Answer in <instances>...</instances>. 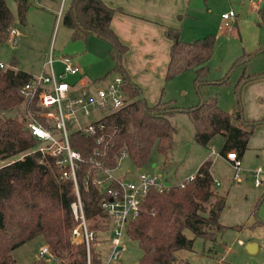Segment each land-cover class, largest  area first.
Listing matches in <instances>:
<instances>
[{"label": "trees", "instance_id": "1", "mask_svg": "<svg viewBox=\"0 0 264 264\" xmlns=\"http://www.w3.org/2000/svg\"><path fill=\"white\" fill-rule=\"evenodd\" d=\"M29 7L28 0H18L20 21L26 22ZM116 10L104 0H71L62 11V20L73 30V37L87 39L90 34H95L110 43L116 63L98 79H104L112 72L122 74L124 89L130 97L119 109L95 120L93 130H71L69 134L72 146L84 158L78 163L77 176L87 216L94 220L92 227L100 226L97 219L105 218L108 222L100 205L106 190L85 184L95 158L105 166L118 167L121 158L127 155L136 167H142L155 147L161 155L167 154L174 146L176 126L172 117L177 111H186L190 115L197 142L209 145L220 133L224 136L221 152L235 149L242 158L256 126L264 122V119L245 117L241 98L236 111L221 107L216 95L208 98L200 95V100L188 107L179 106L173 98L148 103L141 87L131 79L123 65L127 45L111 26ZM259 15L264 21V4ZM14 18L7 0H0V43L10 38ZM166 34L172 40L166 79L194 69L198 87L210 82L207 77L215 34L187 40L180 26L167 27ZM247 58L240 62L237 58L219 83L228 81L230 72ZM16 65L14 56L10 67L0 66V109H18L15 115L0 116V264H21L13 251L36 238L44 239V243L62 258L60 264H85V247L76 246L71 236L78 222L72 211L76 199L74 181L63 177V169L56 163V157H43L39 149L41 139L28 126L29 110L35 117L44 118L41 107L36 98L29 100L21 93L22 86L33 74ZM258 75L244 72L236 83L239 96L243 84ZM212 163V159L204 160L196 178L185 186L175 184L164 192L153 189L146 196L138 218L128 227V233L143 249L140 260L132 264H176L177 250L192 246L193 239L187 236L186 228L206 239H215L227 228L221 221L227 197L214 188ZM263 197L264 193L260 199ZM26 264L54 263L36 257Z\"/></svg>", "mask_w": 264, "mask_h": 264}, {"label": "rangeland", "instance_id": "2", "mask_svg": "<svg viewBox=\"0 0 264 264\" xmlns=\"http://www.w3.org/2000/svg\"><path fill=\"white\" fill-rule=\"evenodd\" d=\"M28 1L30 7L26 13V22H22L18 18V0H7L15 15L13 26L20 34L16 44L11 34L6 42L0 43V61L6 64L5 68L10 67L13 57L16 56L17 67L26 69L33 75H39L53 48V55L57 61H60L61 57H69L81 66L89 79L97 80V85L106 84V80L98 78L103 77L116 63L111 54V45L103 38L105 41H101L100 37L90 36L87 39L73 37V30L62 20V11L71 0ZM255 6L249 0H192L190 9L194 14L180 20L179 26L187 40L203 37L208 33L215 34V48L209 62L210 71L207 77L210 82L202 83L198 87L195 82V70H185L166 80L163 100L173 98L179 106L188 107L196 104L200 100V95L204 98L216 95L221 107L229 111H236L240 107L239 98L243 106V95L240 92L239 96L236 83L243 71L251 72L256 67L264 65V53L250 61L247 67L245 65L247 61L239 63L230 72L228 81L219 83L218 80L226 76L237 58L240 62L257 53L258 49L259 51L264 49V21L258 17ZM231 9L236 14L231 27H221L222 14ZM230 20L232 21V18ZM114 75L115 72H112L108 78ZM78 77L79 75H71L68 78L75 80ZM79 91V89L75 91V94ZM17 111L18 109H0V116L15 115ZM99 114L100 112L96 111L95 115L82 116L81 122L88 123ZM172 120L176 126L173 148L163 156L155 147L149 161L142 167L160 171L163 179L173 184L191 173H197L200 163L210 155L212 149L220 151L223 137L216 134L209 145H204L195 140L194 123L186 111H177ZM248 152L249 159H257L252 147ZM214 160L218 162L221 156L216 154ZM154 162L157 163L155 166ZM216 162L214 169L223 184H215L214 188L219 192V188L230 186L227 205L222 212V222L227 228L219 232L215 239H206L196 235L192 229L186 228L187 236L193 239L192 246L177 250L176 264H264V197L260 199L264 193V184L256 185L252 175L254 168H248L250 174L246 172L245 175L242 164L241 179L231 185L233 172L218 166ZM262 165L264 166V163ZM139 168L127 155L121 158L118 165V171L128 169L136 172ZM97 220L100 226L95 228L98 229L104 256L111 247L112 233L107 231L108 224L105 218ZM90 221L94 223V220ZM252 241L257 244L254 251L248 247V243ZM122 242L126 244V249L121 254L120 262L137 263L143 254L139 241L125 231ZM43 243L44 239L36 238L17 247L13 253L19 263L26 264L37 257L38 249Z\"/></svg>", "mask_w": 264, "mask_h": 264}, {"label": "built area", "instance_id": "3", "mask_svg": "<svg viewBox=\"0 0 264 264\" xmlns=\"http://www.w3.org/2000/svg\"><path fill=\"white\" fill-rule=\"evenodd\" d=\"M221 27H231V17L236 14L229 10L223 14ZM10 34L13 42L18 43L19 31L12 26ZM58 60V59H57ZM57 60L53 55V48L45 60L43 71L33 75L21 88V93L29 100L36 98L41 107L42 120L35 117L31 110L28 112V126L31 132L41 139L39 149L43 157L52 155L56 163L63 169V177L74 181L76 199L72 203V211L78 222L72 229V241L85 247V264H122L120 257L126 249L122 242V235L128 232L130 222L136 220L140 214L141 204L151 190L159 192L169 190L177 184L185 186L196 178L197 173L191 174L178 183H168L160 171L148 170L140 167L131 172L126 169L118 171V167L105 166L101 160L95 158L88 170L85 180L86 186L93 184L106 190V195L100 200L102 209L108 217V232L112 233L111 247L106 255H102L103 247L99 241L98 229L92 227L87 216L85 200L82 196L81 183L78 180V163L83 161L82 153L74 148L70 142L71 130H93L94 121L117 110L129 101L124 89V76L120 73L113 77H105L104 85H97V80H87L80 83L84 71L80 65L69 57H61V68H57ZM0 61V66L5 67ZM70 75H80L77 80H70ZM80 90L78 94L75 91ZM100 114L88 123H82V116ZM102 112V113H101ZM234 167L233 177L241 179L240 168L242 158L237 150L226 152ZM256 185L264 184V166L259 165L252 170ZM216 184L219 181L215 179ZM105 240V239H104ZM107 240V238H106ZM37 258L45 259L54 264H60L62 258L54 253L48 243L40 245Z\"/></svg>", "mask_w": 264, "mask_h": 264}, {"label": "crops", "instance_id": "4", "mask_svg": "<svg viewBox=\"0 0 264 264\" xmlns=\"http://www.w3.org/2000/svg\"><path fill=\"white\" fill-rule=\"evenodd\" d=\"M104 1L110 4L111 6L117 8L111 20V26L117 32L121 41L127 45V50L124 52L122 58L123 65L126 68L131 79L141 87L142 93L146 97L148 103L154 104L162 98L163 87L167 82L166 72L170 59V48L172 40L169 36H167L166 29L169 26H179L180 20H183L187 15L193 16L194 13H192L193 11L190 9L192 7V0ZM249 1L256 5L255 9H257L258 17H260L259 9L264 4V0ZM231 18L233 22L234 17ZM222 20H224L223 15ZM90 36L99 37L95 34H90L88 37ZM100 39L101 41H105L102 40L101 37ZM262 52L264 53V49H261L257 53H253L252 55H250V57H248L246 60V67L250 64V61L254 60ZM58 64L56 63L57 68H61V62ZM243 72H245V74H259L258 76L246 81L241 89L243 95L245 117L250 120L264 119V65L256 67L254 71H248L249 73L247 71ZM243 74L244 73H242V75ZM83 75L84 77L82 78L80 83L86 82L87 80H91L86 75L85 71ZM78 78H80V75ZM222 137L223 146L224 136L222 135ZM250 147L253 148L255 154L257 155V159H249L248 150L250 149ZM217 152V150L212 149L210 155L207 156L204 160L212 159V174L214 178L219 181V184L222 185L223 183L221 182L220 178L216 175V171L214 169V165L216 162L214 158L216 157V154L218 156H221V160L216 162V164L218 163V166L232 171V174H234V167L231 160L227 158L226 152L222 153L221 149L218 153ZM263 163L264 122H261L256 126L255 131L250 138L249 147L242 156V164L244 165L245 175L246 172L249 173L248 168H255L259 165H262ZM156 164V162L153 163L154 166ZM232 176L231 185L235 181H239L234 180ZM229 190L230 186H226L222 189L219 188V192L217 190L216 191L220 194L226 195L227 197ZM255 245L256 250L257 244L255 243Z\"/></svg>", "mask_w": 264, "mask_h": 264}, {"label": "water", "instance_id": "5", "mask_svg": "<svg viewBox=\"0 0 264 264\" xmlns=\"http://www.w3.org/2000/svg\"><path fill=\"white\" fill-rule=\"evenodd\" d=\"M248 247H249L250 250L254 251L256 245H255V243L252 242V243H249V244H248Z\"/></svg>", "mask_w": 264, "mask_h": 264}]
</instances>
